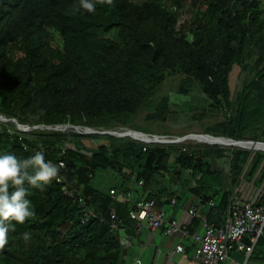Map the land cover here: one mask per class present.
I'll return each instance as SVG.
<instances>
[{
	"label": "trees",
	"instance_id": "16d2710c",
	"mask_svg": "<svg viewBox=\"0 0 264 264\" xmlns=\"http://www.w3.org/2000/svg\"><path fill=\"white\" fill-rule=\"evenodd\" d=\"M94 2V13L80 14L74 11L77 0H0V151L23 159L45 148L46 159L66 163L65 185L87 198L101 219L116 213L122 225L81 226L80 209L54 180L43 191L29 189L36 216L8 234L0 264H126L121 230L132 205L113 199L112 190L131 193L132 186L141 187L159 208L175 195L180 202L213 201L204 216L217 226L232 197L264 207L262 151L19 131L18 126L131 128L168 79L180 76L182 96L198 92L202 105L223 116L203 136L264 143V0ZM190 10L195 17L180 24ZM235 67L249 77L234 98ZM198 108L190 107L194 117H206ZM171 111L165 97L146 120L165 124ZM98 171L113 174L121 185L100 189L94 184ZM197 226L199 220L191 234ZM257 262L264 264V235L247 264Z\"/></svg>",
	"mask_w": 264,
	"mask_h": 264
},
{
	"label": "built area",
	"instance_id": "2783aa9c",
	"mask_svg": "<svg viewBox=\"0 0 264 264\" xmlns=\"http://www.w3.org/2000/svg\"><path fill=\"white\" fill-rule=\"evenodd\" d=\"M90 135L103 133L111 135L110 133L96 132L81 127L77 133L80 135ZM116 137L131 138L135 141H141V137L132 130H127L121 135ZM146 145H166V144H181L179 139H164V138H151L148 137L142 142ZM234 147V146H228ZM146 151V148L144 149ZM44 151L45 148H37L33 150ZM66 149L63 154H66ZM59 173V179L56 180L59 184H64V194L73 201V203L80 209V225L86 227L94 221H99L102 224L110 225L116 228L119 219L116 213H112L110 219H101L98 214L89 207L88 199L82 194L74 192L69 185H65L67 179L63 172L67 169L64 161ZM143 182L139 183L142 186ZM178 191V190H177ZM112 198L115 200L132 202L130 194L118 192L117 190L111 191ZM165 202L176 207L178 206V196H172L164 199ZM210 207H214L213 201L209 202ZM155 201H137L133 204L130 212L131 221L135 222V229L141 232L143 228L147 227L153 231L163 230L166 236L183 233L185 236H190L195 242L193 249L195 258L202 264H225L229 259L232 252L236 251L245 255L248 260L253 254L256 245L261 237L264 235V207H254L249 203H243L238 198L232 197L229 205L228 213L221 226L210 223L207 218L202 220L203 234H191L188 226H181L176 221H167L166 213L164 211H156ZM184 209L192 219L198 218V212L192 202L185 205ZM120 227L122 222H119ZM185 248L182 245L176 247L172 255L183 254Z\"/></svg>",
	"mask_w": 264,
	"mask_h": 264
},
{
	"label": "rangeland",
	"instance_id": "374dc122",
	"mask_svg": "<svg viewBox=\"0 0 264 264\" xmlns=\"http://www.w3.org/2000/svg\"><path fill=\"white\" fill-rule=\"evenodd\" d=\"M195 15L196 14L193 11L191 10L190 12L187 11L184 18L181 20L180 24L183 25L188 17L193 18L195 17ZM189 39L192 41L193 37L189 36ZM248 77L249 74L242 72L241 68L239 67L234 68L230 77L231 92L234 98L241 91L243 81ZM183 81L184 78L180 76H174L168 79V81L160 88L159 92L157 93L153 101V105L144 108L133 119L131 128L119 127L113 130L101 129L99 132L110 133L112 135H118V134L121 135L122 132H125L127 130H132L134 132L141 133L147 137H151V138L159 137L170 140L192 137L194 135L203 136L208 128L222 121L223 116L221 115L219 110L212 109L210 107L202 105L201 102L198 100L204 97L198 92H193L190 96H186V97L182 96L179 93V91ZM165 97H169L172 102V111L168 122H166L165 124L147 122L146 119L148 115L153 112L155 105ZM197 106L200 107L198 108L199 114L202 115L204 112L206 117H202L201 119L194 117V114L190 110V107H197ZM2 120L5 121L4 119ZM58 130L62 132L74 131L75 133H77V131L73 129H67L65 127L58 128ZM19 131L24 133L21 130ZM206 138H211V137H206ZM181 144L196 145L200 143L192 139V140H187ZM251 146H252L251 143L244 142L243 147H246L250 150ZM256 146L259 147V145ZM68 148H73V146L68 145ZM238 148L243 150H248L241 147ZM250 151H257V150H250ZM94 184L100 189H103L104 191L108 192L114 187H119L121 185V180L116 179L113 174H110L108 176L106 175V173H103L102 171H98L94 179ZM234 253L235 252H233V254Z\"/></svg>",
	"mask_w": 264,
	"mask_h": 264
},
{
	"label": "clouds",
	"instance_id": "9594fccd",
	"mask_svg": "<svg viewBox=\"0 0 264 264\" xmlns=\"http://www.w3.org/2000/svg\"><path fill=\"white\" fill-rule=\"evenodd\" d=\"M74 11L92 14L96 4L94 0H77ZM62 166L46 159L44 151L23 159L12 152L0 151V246L7 243L8 234L16 231L17 225H24L36 216L35 207L28 199L29 189L43 191L59 179Z\"/></svg>",
	"mask_w": 264,
	"mask_h": 264
},
{
	"label": "crops",
	"instance_id": "0c3cea01",
	"mask_svg": "<svg viewBox=\"0 0 264 264\" xmlns=\"http://www.w3.org/2000/svg\"><path fill=\"white\" fill-rule=\"evenodd\" d=\"M134 185V184H133ZM118 192H123L119 191ZM132 202H127L132 205L137 201H147L145 199L146 193L141 187L132 186L131 193ZM150 194V192H148ZM118 201V200H117ZM120 201V200H119ZM125 202V201H122ZM156 202V201H155ZM192 202L194 208L198 212V218L192 219L184 209L185 205ZM163 206L158 207L156 204V211H164L166 213V220L176 221L181 226H188L190 229L194 221L199 220L200 226H197L196 232L193 234H203L202 220L206 218L204 214L209 211L210 205L203 204L202 201L191 197L189 199L178 201V206L174 207L163 200ZM126 225L122 227L121 235L124 239L123 244L126 249V264H202L195 258L193 249L195 242L190 236H185L183 233L166 236L163 230L153 231L147 227L143 228L141 232L135 229V222L127 220ZM129 229H133L134 233L130 235ZM192 234V235H193ZM182 245L185 248L183 254L172 255L176 247ZM230 254L229 259L225 264H247L248 260L245 255L234 251ZM263 264V263H255Z\"/></svg>",
	"mask_w": 264,
	"mask_h": 264
},
{
	"label": "water",
	"instance_id": "95a60500",
	"mask_svg": "<svg viewBox=\"0 0 264 264\" xmlns=\"http://www.w3.org/2000/svg\"><path fill=\"white\" fill-rule=\"evenodd\" d=\"M67 129H73L75 131H78L80 129V127H65ZM18 129L23 131L24 133H28L29 131H34V130H39V129H48V130H54V131H59L58 128L56 129H52V128H47V127H38V128H30V127H24V126H18ZM90 130V129H88ZM137 133V132H136ZM87 134H92V132H88ZM140 137H141V141L144 142L146 138H148L147 136L141 134V133H137ZM115 136V135H113ZM116 137V136H115ZM118 138H122V137H118ZM196 140L199 143H205V144H211V145H224V146H234V147H241L244 149H248L246 147H243L244 143H237V142H233L231 140H221V139H215V138H206L204 136H192V137H186V138H181L179 139V143H183L187 140ZM202 140H211V141H202ZM247 143H251V147L250 150H257V151H262L264 152V143H252V142H247ZM256 145H259V147H257ZM249 150V149H248ZM249 150V151H250Z\"/></svg>",
	"mask_w": 264,
	"mask_h": 264
},
{
	"label": "bare ground",
	"instance_id": "6f19581e",
	"mask_svg": "<svg viewBox=\"0 0 264 264\" xmlns=\"http://www.w3.org/2000/svg\"><path fill=\"white\" fill-rule=\"evenodd\" d=\"M123 133V132H122ZM202 141H211V140H202Z\"/></svg>",
	"mask_w": 264,
	"mask_h": 264
}]
</instances>
